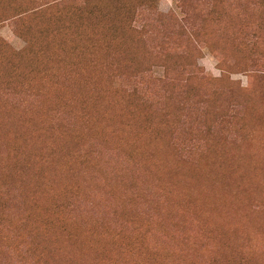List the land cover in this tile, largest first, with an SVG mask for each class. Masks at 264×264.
Returning a JSON list of instances; mask_svg holds the SVG:
<instances>
[{
    "label": "rangeland",
    "instance_id": "1",
    "mask_svg": "<svg viewBox=\"0 0 264 264\" xmlns=\"http://www.w3.org/2000/svg\"><path fill=\"white\" fill-rule=\"evenodd\" d=\"M0 264H264V0H0Z\"/></svg>",
    "mask_w": 264,
    "mask_h": 264
},
{
    "label": "trees",
    "instance_id": "2",
    "mask_svg": "<svg viewBox=\"0 0 264 264\" xmlns=\"http://www.w3.org/2000/svg\"><path fill=\"white\" fill-rule=\"evenodd\" d=\"M144 28V27H143Z\"/></svg>",
    "mask_w": 264,
    "mask_h": 264
}]
</instances>
